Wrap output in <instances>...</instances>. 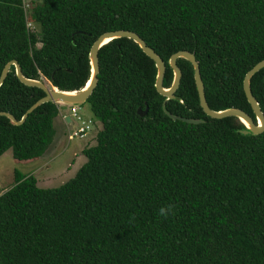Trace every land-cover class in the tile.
<instances>
[{
    "label": "trees",
    "instance_id": "obj_1",
    "mask_svg": "<svg viewBox=\"0 0 264 264\" xmlns=\"http://www.w3.org/2000/svg\"><path fill=\"white\" fill-rule=\"evenodd\" d=\"M119 30L163 60L164 89L174 79L169 59L190 52L209 108L239 109L257 124L243 82L264 61V0H40L28 14L23 0H0V77L16 61L26 79L83 90L93 43ZM98 59L86 103L102 126L96 145L58 189L15 172L0 196V264H264V133L245 136L237 118L207 117L186 60L177 61L178 100L166 101L155 63L132 40L109 42ZM251 91L264 114V69ZM44 97L11 67L0 113L21 121ZM165 101L170 114L204 123L171 120ZM60 106H40L21 126L0 116V157L11 150L18 164L38 162Z\"/></svg>",
    "mask_w": 264,
    "mask_h": 264
},
{
    "label": "water",
    "instance_id": "obj_2",
    "mask_svg": "<svg viewBox=\"0 0 264 264\" xmlns=\"http://www.w3.org/2000/svg\"><path fill=\"white\" fill-rule=\"evenodd\" d=\"M118 39H129L132 40L134 43H136L140 49L143 51V53L151 59L155 63V67L157 69V77L155 82V88L159 95L166 98V101L169 100H178L176 98V92L178 91L181 79H182V71L177 65V61L179 59L186 60L189 62L194 70V80L195 85L199 97V102L202 110L206 114L207 117L214 119V120H222L226 118H237L244 126L245 130L241 131L242 135L248 136H258L264 133V114L261 111L260 105L258 101L254 98L251 91V80L252 78L259 73L261 70L264 69V61L258 63L256 66H254L245 76L244 82H243V89L245 96L247 98V101L249 105L252 108L253 114L256 118L257 124L254 123L252 117L248 115L246 112L239 110V109H227L220 112L212 111L206 101V95H205V89L202 82L201 74H200V68L196 61V58L194 54L190 52H178L174 54L169 59V67L173 72V83L171 88L164 89L163 87V80L166 73V66L163 60L147 45L145 42L135 33L129 32V31H112L107 32L99 36V38L93 43L89 58H90V65H91V79L89 83L86 85V87L83 90L76 91L73 93H66L61 92L57 90L56 88L52 87V85L49 83H45L44 81H33L26 79L22 73L20 65L16 61H12L8 63L5 68L2 71L1 77H0V88L4 84L5 80L8 77V74L10 72L11 67L15 68V73L18 78V80L25 86L28 87H35L41 89L45 93V97L38 102H36L23 116L21 121H17L12 115L7 113H0V116L8 118L15 126H21L25 123L26 119L30 114H32L35 110H37L40 106L47 104V103H54L58 105L68 106V107H79L87 103L88 99L93 94L94 90L96 89L99 81V59L98 54L100 49L107 45L109 42L113 40ZM166 101L163 104V109L165 114L173 121H180L189 125H199L204 123L202 120H194V119H188V118H182L178 116H174L170 114L166 110ZM148 110L141 111V109L138 110V114L140 117H144L147 114ZM67 122H70V119L67 118Z\"/></svg>",
    "mask_w": 264,
    "mask_h": 264
},
{
    "label": "rangeland",
    "instance_id": "obj_3",
    "mask_svg": "<svg viewBox=\"0 0 264 264\" xmlns=\"http://www.w3.org/2000/svg\"><path fill=\"white\" fill-rule=\"evenodd\" d=\"M26 13L35 5L40 4V0H23ZM28 22V21H27ZM30 30L37 32V28L28 22ZM47 83L44 79H42ZM48 84V83H47ZM67 115L72 121L67 123L62 116ZM77 115L83 121H92L93 124L84 138L76 137L68 141L69 134H72L81 121L72 117L71 107L64 106L60 117L54 123L55 136L45 154L40 158L48 163V167L32 163L30 165L18 164L14 161L12 151L6 152L0 157V196L7 192L13 185L14 174L18 172L25 176H33L40 189H58L72 180L83 165L86 158L83 151L96 145L97 135L101 130V123L93 118L88 105L77 107Z\"/></svg>",
    "mask_w": 264,
    "mask_h": 264
},
{
    "label": "built area",
    "instance_id": "obj_4",
    "mask_svg": "<svg viewBox=\"0 0 264 264\" xmlns=\"http://www.w3.org/2000/svg\"><path fill=\"white\" fill-rule=\"evenodd\" d=\"M28 28L30 25H27ZM30 29V28H29ZM72 117L75 118L77 121H81V125L78 126L77 129L72 132V134H69L68 141L74 140L76 137L78 138H84L87 135V132L90 130L91 125L93 124L92 121H83L81 117L77 115V108L72 107L71 108ZM70 122L72 121V118H69Z\"/></svg>",
    "mask_w": 264,
    "mask_h": 264
},
{
    "label": "crops",
    "instance_id": "obj_5",
    "mask_svg": "<svg viewBox=\"0 0 264 264\" xmlns=\"http://www.w3.org/2000/svg\"><path fill=\"white\" fill-rule=\"evenodd\" d=\"M63 107H64V106L61 105L60 108H59V110H60V115H61V110L63 109ZM60 115H59V117H60ZM59 117H58V118H59ZM58 118H57V119H58ZM62 118H63V120H67V118H69V117H68L67 115H63ZM57 119H56V120H57ZM67 123H69V122H67ZM37 163H38L39 167H40V166H43V167L47 168V167L49 166L47 162H43L42 160H39Z\"/></svg>",
    "mask_w": 264,
    "mask_h": 264
},
{
    "label": "clouds",
    "instance_id": "obj_6",
    "mask_svg": "<svg viewBox=\"0 0 264 264\" xmlns=\"http://www.w3.org/2000/svg\"><path fill=\"white\" fill-rule=\"evenodd\" d=\"M161 214H162V215L164 214V210H163V209L161 210Z\"/></svg>",
    "mask_w": 264,
    "mask_h": 264
},
{
    "label": "bare ground",
    "instance_id": "obj_7",
    "mask_svg": "<svg viewBox=\"0 0 264 264\" xmlns=\"http://www.w3.org/2000/svg\"><path fill=\"white\" fill-rule=\"evenodd\" d=\"M49 84V83H48Z\"/></svg>",
    "mask_w": 264,
    "mask_h": 264
}]
</instances>
